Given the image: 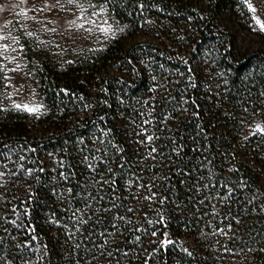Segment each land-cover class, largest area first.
<instances>
[{
	"label": "trees",
	"instance_id": "16d2710c",
	"mask_svg": "<svg viewBox=\"0 0 264 264\" xmlns=\"http://www.w3.org/2000/svg\"><path fill=\"white\" fill-rule=\"evenodd\" d=\"M108 3L125 26L108 45L69 63L44 59L37 65L46 111L0 109V161L7 157L34 170L21 172L6 187L0 178V264H264L259 207L264 206V133L247 132L257 123L264 126V33L253 28L251 10L243 0ZM140 111L156 118L155 159H140L144 148L135 140L143 137L135 136L139 128L131 123L138 125ZM102 129L111 131L102 135ZM97 137L107 148L100 154L110 159L107 167L115 173L113 187L120 198L99 227H108L117 214L131 221L126 226L116 222L125 235L110 248L111 260L101 258L86 240L78 252L71 250L66 237L73 230L71 210L82 205L77 194L94 177L86 165L105 172L92 159L99 155L92 151L100 147ZM121 156L129 165L123 171ZM61 171L71 173L69 181L61 179ZM133 173L153 187L130 189L125 182ZM199 177H206L202 183L211 180L214 188L197 193ZM224 183L233 192L221 203L215 194L224 195ZM69 187L71 200L60 195ZM150 191L157 196L143 199ZM209 191L216 213L205 199ZM160 216L164 220L157 222ZM138 227L143 231L134 233ZM165 234L170 243L161 247ZM133 235L140 236L139 243ZM77 239L74 235L72 242ZM125 244L129 254L116 256L115 247L123 251Z\"/></svg>",
	"mask_w": 264,
	"mask_h": 264
},
{
	"label": "snow or ice",
	"instance_id": "6c2138e0",
	"mask_svg": "<svg viewBox=\"0 0 264 264\" xmlns=\"http://www.w3.org/2000/svg\"><path fill=\"white\" fill-rule=\"evenodd\" d=\"M109 0H103V2H99V0H0V23H2V27H0V80L3 81L5 85L4 91L0 92V96H5L10 101V106L17 110L27 111L28 113H35L39 115L41 110L44 109V105L41 103L35 102V93L33 91H25V81L22 79H18L13 83L14 78L8 73L17 72L19 73L21 69L17 65L14 68H10L7 62H16V57L14 55L8 54L11 52H19L22 54L23 50L26 48V43H22V39L27 37H36L37 32L35 30V26L39 25V30L43 33H57L58 29L65 32V35L68 36H79L82 33L85 34V37H91L95 31L101 33L103 36L107 37L109 35H114L116 31H122V29L116 28L113 29L112 25L108 23L107 20L103 22H98L99 18L102 17L107 12V5ZM261 4H264V0H259ZM243 3L247 5L248 9L255 11L253 4L249 3V0H243ZM143 4L140 5L143 8ZM20 10V15L24 17L25 23L19 24L15 31L18 34L14 35L13 31L9 30V25L12 24V20L8 17L15 18L16 10ZM30 14V15H29ZM27 21H31L32 24L29 25ZM259 24L260 29L264 31V23H262L259 19L256 20ZM66 29H73V32H67ZM41 43H45L41 41ZM59 48V45H56ZM62 51V50H61ZM21 59L23 56L21 55ZM217 75L222 76L223 73H217ZM155 79V77H153ZM224 83H227L226 81ZM11 87L12 91L9 92L8 88ZM161 87V85H153V88ZM65 92L67 90H64ZM106 91V89H105ZM24 94L27 97L32 98V102L27 101H17L12 99L13 95L20 96ZM147 104V101H145ZM89 105L85 104V108ZM8 105H4L0 103V109H6ZM46 111V109H44ZM139 123L137 125V120H132L131 123L133 125L138 126L139 131L135 133L136 137H143L142 139H136L135 143L140 147L144 148V152L141 153L140 159L143 160L145 158L155 159L154 153H158V148L154 144L155 140L160 139V137L156 134L155 131L152 130L153 121L156 119L151 112L140 111L138 114ZM147 117V118H145ZM255 128L264 133V126L261 124H256ZM111 130H101L102 135H106L107 132ZM255 134V133H250ZM248 137H245L247 139ZM81 143L84 141V137L80 138ZM94 143H99V148H94L92 151L97 152L99 155L92 157L93 160H98L101 164L104 165L105 172H101L98 168L92 164L88 163L86 165L90 174H94V177L90 175L89 182L85 185L82 193H78L77 195L81 196L82 205L79 208H75L71 210V215L69 220L71 221L72 231H66V237L68 239L69 247L71 250L77 251L81 248L80 241L86 240L88 245H92L95 250L99 253L101 258L108 257L111 260L113 256V251H110V248L116 244V240L118 237H122L125 235L124 231L120 228H117V221L126 226L131 223V221L125 216H119L118 214L109 218L108 227L101 230L99 227L103 223V217L107 216L112 208L116 207V201L120 198L115 195V188L113 185L116 184V181L112 178L115 175L112 168L107 167L110 159H105L104 156L100 153L106 152L107 148L103 140L100 137L96 138ZM113 149L116 152H122L123 149L117 145H113ZM34 151V149L32 150ZM174 153H179L180 146L172 148ZM11 153H9V156ZM20 160H25L26 157L21 155L19 156ZM89 159L88 156L84 157V160L87 161ZM125 157L121 156L122 163L118 165L121 171L124 168L128 167L125 161ZM9 160L6 157L0 165V178L5 179L4 186L6 187V182L8 180L13 179L18 176L20 171L26 172L28 175H31L34 171L31 168H25L23 164L16 165V171H12L8 169ZM14 163V162H13ZM60 167H63V162L60 161ZM39 171L43 172L44 169L40 168ZM107 173V175H105ZM71 173L66 175L63 171L59 173V176L63 181H69ZM206 177H199L194 184V190L197 193H201L206 189H213L214 184L211 180L208 183H202ZM183 182V181H182ZM126 185L131 188L143 189L148 188L149 190L153 187L151 181L147 185L140 183V178L135 176L133 173V178L129 179L125 182ZM108 188V192H105L104 189ZM222 187L226 189L224 195L217 192L215 195L219 198L218 202H223L225 199L231 198V193L233 192L232 187L224 183ZM91 189V191H89ZM67 194V199L71 200L73 195V189L71 187L66 188L64 193H60V195ZM95 193V194H94ZM157 196L156 192H151L148 195H144L142 198L148 201H151L154 197ZM30 198V197H29ZM134 199H140L141 197H133ZM165 197L160 198V203L163 204L165 201ZM205 199L209 201V207L213 213H216L215 205L211 204V200L213 196L211 191H209L205 195ZM108 203V207H104V204ZM200 204H203L204 201L200 200ZM261 211H264V206H259ZM13 214L18 211L16 205H12ZM126 211L131 213L133 209L131 207L126 208ZM29 210H24V215H28ZM146 215V214H145ZM233 219H236L233 217ZM164 220L163 216L159 217L157 222H162ZM56 224H61V221L54 220ZM149 224H152V220L147 221ZM239 221L237 220V223ZM12 224H15L16 221L12 220ZM66 229L69 225H63ZM231 228V224L227 226ZM135 232L143 231L142 227H138L133 230ZM217 232L221 234H226L223 229L217 228ZM77 235L78 239L75 242H72L73 236ZM152 236H156V232L151 233ZM133 238L137 243L140 242L139 235H133ZM97 240L99 242L97 243ZM26 243H31V241H27ZM170 243L167 239L166 234L163 240L158 241V244L162 246H166ZM159 248L153 249V251H158ZM85 251H88V248H85ZM131 249H127V245L125 244V250L117 246L114 249L116 256H127ZM187 251V249H185ZM6 264H10V262H6ZM115 264H119L117 260ZM147 264V261L145 262Z\"/></svg>",
	"mask_w": 264,
	"mask_h": 264
},
{
	"label": "rangeland",
	"instance_id": "374dc122",
	"mask_svg": "<svg viewBox=\"0 0 264 264\" xmlns=\"http://www.w3.org/2000/svg\"><path fill=\"white\" fill-rule=\"evenodd\" d=\"M99 2L102 3L103 0H99ZM249 3L253 4V7L255 8V11L251 10L253 28L256 31L264 33V31L260 29L259 24L256 22V20L259 19L262 23H264V4H261L259 0H249ZM109 5V3L105 5V7L107 8V12L99 18L98 22H103L104 20H107L108 23L112 25L113 29L119 28L123 31L125 26L116 20V18L110 11ZM0 15L7 14L5 13ZM8 18L12 20V24L9 25V30L13 31L14 35L18 34L17 31H15L16 27L19 24H23L26 22L24 17L20 15V10H16L14 19L12 17ZM27 23L29 25L32 24L31 21H27ZM0 27H2V23H0ZM92 27L94 28V34L91 37H85V34L82 32L79 36H68L65 35L64 31H61L59 29L58 32L55 34L51 32L43 33L39 30V25H36V37L25 36L21 41L22 43H26V48L23 50L22 54L19 52V50H17V52L8 53L16 57L15 63L7 62L8 66L10 68H14L18 65L21 69L19 73H8V75L14 78L13 83H15V81L18 79H22L23 81H25V91L28 92L34 90L35 102L43 104L44 109H46V104L39 89V82L37 78V65L40 64L41 61L44 59L54 61L60 64L72 62L76 59L82 58L90 51L98 50L105 47L122 32L116 31L114 35H109L105 37L101 33L95 31L94 25ZM66 31L73 32L74 30L66 29ZM41 41H44L45 43H41ZM56 45H59V48H57ZM21 55L23 56V59H21ZM4 88L5 85L3 84V81L0 80V92H3ZM8 91L11 92L12 88L9 87ZM12 99L17 100L18 102H32V98L27 97L24 94H21L20 96L13 95ZM0 103L8 105L6 109H14L10 106V101L5 96H0ZM44 109L41 110V113L45 111ZM31 114L36 115L35 113ZM255 130H257L255 126H249L247 132L251 133ZM8 160V169L16 171V163H13L14 161L12 159ZM3 161H0V165H2ZM21 164L24 165L25 163L21 161ZM21 172L24 171L21 170L19 174H21Z\"/></svg>",
	"mask_w": 264,
	"mask_h": 264
}]
</instances>
